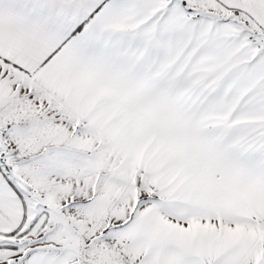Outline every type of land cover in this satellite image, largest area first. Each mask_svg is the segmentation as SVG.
Returning a JSON list of instances; mask_svg holds the SVG:
<instances>
[{"label":"snow or ice","instance_id":"snow-or-ice-1","mask_svg":"<svg viewBox=\"0 0 264 264\" xmlns=\"http://www.w3.org/2000/svg\"><path fill=\"white\" fill-rule=\"evenodd\" d=\"M0 264H264V0H0Z\"/></svg>","mask_w":264,"mask_h":264}]
</instances>
